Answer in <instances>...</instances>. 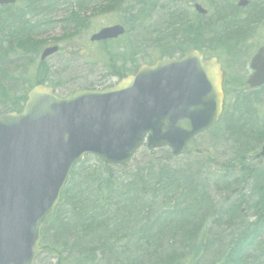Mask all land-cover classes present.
I'll use <instances>...</instances> for the list:
<instances>
[{
  "label": "trees",
  "instance_id": "trees-1",
  "mask_svg": "<svg viewBox=\"0 0 264 264\" xmlns=\"http://www.w3.org/2000/svg\"><path fill=\"white\" fill-rule=\"evenodd\" d=\"M26 2L31 10H25L37 13L41 9L38 13L48 15H54L62 8L66 10L64 5L73 3L77 12L69 11L63 20L72 25L81 19L79 14L90 2L98 5L100 13H113L124 7V0ZM263 5L261 2L257 6V17L262 19L246 27H242L245 22H239L237 9L232 4L225 13L216 14L220 18L216 22L220 29L211 41L223 42L216 44L217 47H239L248 28L250 34L254 24L264 23ZM11 10L12 7H6L0 12ZM174 16L167 17V20L175 19ZM15 20L13 15L0 17L3 23H0V33L13 29L9 31L7 42L24 47L22 44L26 39H20V36L23 33L29 35L38 27L28 26L27 20L16 28L9 26V22L13 24ZM190 21L180 25V37L185 39L192 35V38L203 40L201 31L206 28L200 27L202 23L191 25L193 22ZM17 33L20 36L14 38ZM179 35L177 32L176 36ZM0 66L7 67L2 60ZM106 71L109 76L120 77L122 73L119 69ZM35 83L43 84L37 80ZM263 93L264 87L255 91L233 90L227 98L223 130L212 135L213 149L224 150L222 155L225 159L217 169L208 170L205 166L208 161L196 158L198 165L190 164L174 170L158 164L154 156L157 152L142 151L136 170L129 173L124 182H119L111 166L95 159L97 166L90 168V158H85L71 171L58 206L41 231L43 252L35 264L46 261V264H183L188 257L194 259V264L202 261L203 264H264V223L257 220L247 224L242 219L239 224L230 225L238 207L249 202H234L244 192L255 204L254 208L263 210L264 162L246 163V157L255 153L256 146L264 138V112L259 105ZM24 101L25 93L15 100L12 87L3 86L0 82L1 112L18 111ZM207 184L213 186L218 196L216 199L207 193ZM240 185L244 191L225 203L222 195ZM154 196L170 205L159 210L154 205L157 200ZM224 217L228 219L227 223L219 222ZM212 221H217V225H203ZM221 225L234 230L225 237L223 232L218 233ZM203 237L207 243L201 246L199 239Z\"/></svg>",
  "mask_w": 264,
  "mask_h": 264
},
{
  "label": "water",
  "instance_id": "water-1",
  "mask_svg": "<svg viewBox=\"0 0 264 264\" xmlns=\"http://www.w3.org/2000/svg\"><path fill=\"white\" fill-rule=\"evenodd\" d=\"M14 0H0V6ZM247 0L237 7L245 8ZM198 14L206 13L195 5ZM119 27L92 40L115 38ZM56 48L43 51L47 58ZM250 89L264 84V48L253 59ZM215 61L197 54L142 66L104 91H80L59 99L38 86L20 114L0 115V264H34L40 231L53 214L72 166L84 154L126 166L143 144L189 152L192 138L217 122L223 104ZM259 156H264V146Z\"/></svg>",
  "mask_w": 264,
  "mask_h": 264
},
{
  "label": "rangeland",
  "instance_id": "rangeland-1",
  "mask_svg": "<svg viewBox=\"0 0 264 264\" xmlns=\"http://www.w3.org/2000/svg\"><path fill=\"white\" fill-rule=\"evenodd\" d=\"M236 2L237 0H124V7L117 12H113V15L108 17L109 22H106L107 16H103L106 13H100L97 8L98 5L90 2L83 7L82 12L79 14L81 19L77 22V24L72 25L70 23H62L63 20L68 17L69 11L77 12V8L73 3L65 4L64 6L66 7V10L62 8V10L60 9L53 16H51L48 14L38 13L41 11V9L37 10V13L29 12L28 10H25H31L28 7L26 0H17V3L14 7H12V10L10 12L1 11L0 14L2 15H0V17H5L8 15L16 16V20L13 24L9 22V26L14 28L21 26L22 21L25 22L26 20L30 23L28 26H37L38 28H35V32L29 36V40H33V36L35 35L39 36L47 31L49 32L38 37L39 41L41 40L39 43L34 44L31 42L34 50L33 61H28L27 66L24 65L26 64V59H22V63L24 64L20 63L16 69H11L6 74L0 72V82L4 84L3 86L6 85L8 88H11L12 86V90L16 89L17 94L22 95L23 93L26 94L29 88L34 84L35 80H37L39 83L55 85V93L57 92V94L62 97L64 95H70L74 91L83 90L85 88L101 89L105 86H114L118 79L112 76H110V78H104V75H108V71L106 70L112 68L115 69V66H118L120 63H122L126 67L125 69H119L122 72L121 76L129 75L133 70V66L135 70L138 66L143 65L145 60L153 61L158 59L157 53L163 55L180 53L182 49L187 46V43L194 38H192V35H187L185 39H182L180 35L176 36V33L180 29V25L183 22L192 19L190 22L194 23L198 20H202V22H200L202 23L200 27L206 28L201 31V34L204 38L202 42L204 44L203 47L206 48L204 53L208 57H216L217 59L219 57V59L222 61L223 71L225 72V82L226 85L229 84L227 88L236 87L240 90H243L244 82L249 75V69H241V67L248 65L249 60L256 53L259 47H264V26L262 24H256L257 27L251 28L252 31L248 37L241 41L239 47H243L245 50L240 51L239 60L236 62V68L232 66V69H227V58L229 62L232 60L230 59L229 55L225 56V54H223V56L219 51L231 49V46L219 45L217 47L219 43L223 42L217 39L211 41L215 32L220 29V26L216 25V22L220 20L219 16L216 14L225 13L231 4L235 6ZM261 2H264V0H250V5L246 9H238V11H236L238 13L236 15L238 19H240L239 22H245L244 26L242 27L248 26L257 19V13L259 12L257 6H259V3ZM194 4H198L204 10H206L207 17L200 18L197 16L192 9ZM262 7L264 8V5ZM153 8H155L154 11H152ZM164 13H166L165 16ZM173 15H175V19L169 18L167 20V17ZM148 16L150 17L151 21L153 18L157 20L152 22H156V25L152 29L148 30V32L153 33L154 36L151 38L148 37V39L144 41L141 40L139 32L133 31V26L139 20L146 23L147 26L152 25V23L148 20L144 21ZM126 21H130L129 26H133L130 32H126L127 36L123 37L122 39H119L113 43H96L94 45L88 43V38L90 35L95 33L96 30L101 26L105 27L107 25L123 23ZM133 22L135 23L133 24ZM226 22L227 19H225L224 23ZM0 23L2 22L0 21ZM168 27L171 28V32L165 30ZM230 28L232 29V27ZM206 30L209 31L205 32ZM9 31H13V29L8 28L4 30L3 33H0V45L2 44V40L5 38H8L7 41H9ZM19 36L20 33L14 34V38ZM23 36H25L24 33L20 36V39H22ZM15 42H17V40H15ZM51 46L57 47L59 53L56 57L47 60L52 69H47L46 74L43 73L45 69H36V66L38 65L39 56L43 49L49 48ZM2 50L5 49L1 47L0 51ZM77 50L79 51L80 55L76 54ZM134 50H138L136 55L139 54V50H141L143 53H146L147 55L145 58L143 56H135L134 58L129 59L130 53ZM164 51H168L169 53H163ZM5 54V51H2V56H0V59L3 63L9 66L7 63H12L13 59H10V62L8 60L5 61L4 59L13 56L8 55V53L5 56ZM79 62H82V64ZM61 65H66L67 69H63ZM28 67H31V69H27ZM41 79L42 81H40ZM102 81L103 83H101ZM260 106L264 112V93L260 102ZM210 141L211 138L209 133H203L202 135L197 136L191 144V153L195 151L200 153V155L203 156L202 160L211 154V159H208V163L205 165L208 170L213 168L212 164L215 160L223 161L225 159V157L222 155L224 150L213 149V145H211ZM263 142L264 140L262 143ZM250 144L255 145L254 142H251ZM259 144L256 146V148L260 147L261 144ZM204 149H212L213 151L210 150V153L207 156L204 152H202ZM191 155L176 157L172 156L168 150L163 149L158 150L154 156L156 157V160H158V164L160 166H165L167 168L176 170L189 167L190 164L198 165L199 161H195L197 155ZM140 161L141 158L139 155L136 158V161L128 167L111 166L115 178L119 182H124L127 178V175L136 170V166L140 163ZM88 166L90 168L97 166L94 158L89 160ZM208 183H210V181H208ZM207 186V193L211 195V198H216L217 195L213 186L211 184H207ZM154 199L156 200L157 197L154 196ZM236 200L249 201L247 204V210L250 212L254 208L253 201L249 199L247 192H245ZM154 205L159 208V210H163L164 208L168 207L170 203L168 201L163 202V200L157 199L154 201ZM227 220L228 219L224 217L221 218L219 222L227 223ZM217 223V221H212L203 225H217ZM205 227L206 226H204L202 229L203 232ZM233 230L234 228L231 230L226 228L224 225H221L218 229V233L223 232L226 237L230 235ZM199 241L201 245L202 240L199 239ZM189 258L190 257H188V259L183 262V264L188 263L190 261Z\"/></svg>",
  "mask_w": 264,
  "mask_h": 264
},
{
  "label": "bare ground",
  "instance_id": "bare-ground-1",
  "mask_svg": "<svg viewBox=\"0 0 264 264\" xmlns=\"http://www.w3.org/2000/svg\"><path fill=\"white\" fill-rule=\"evenodd\" d=\"M195 5H197V4H194L192 6V9L195 12V14H197V11L194 8ZM110 15H113L112 12H108V13H106V14L103 15V16H107L106 22H109L108 17H110ZM187 19H189V18H187ZM261 19L262 18L257 17L256 20H261ZM147 20L152 23L153 21H156L157 19H154L153 18L152 21H151L150 17L148 16V17H146V19L144 21H147ZM190 20H192V19H190ZM130 21H126V22H123V23L111 24V25H107L105 27H102L101 26L100 27L101 29L100 28L97 29L95 33H93L92 35H90V37L88 38V43L91 44V45H94L96 43H113V42H115V41H117L119 39H122L123 37L127 36L126 35V32H128V31L130 32L131 29H132V26L133 25L132 26H129V22ZM200 22H202V20H198L195 23L193 22V24H191V25H195L196 23H200ZM134 23L135 22H133V24ZM62 24H65V22H63ZM256 24H262L264 26V23L261 22V21L259 23L257 22ZM256 24H254V26L252 28L257 27ZM155 25H156V22L155 23H152V25H150V26H147L146 23H144L143 21H140L139 20L133 26L134 27L133 28V31L139 32V36H140L141 40H144L145 41V40L148 39V37L151 38V37L154 36V34L151 33V32H148V30L152 29ZM113 27H119V28H121L123 30V33L121 35L115 37V38H107L105 40H98V41L92 40V38L95 37V36H97L102 30L110 29V28H113ZM168 28L165 29V30L171 31V30H168ZM208 31L209 30H206L205 32H208ZM34 32L35 31H32L29 35L23 36V38L28 39V40H25L26 43L22 44L24 47H21L20 45H17L16 43H8V42H6L8 38H5L4 40H2V44L0 45V48L3 47L5 49V53L6 54L8 53V55H12L13 56V57H10V58L7 57L6 59H4L5 61L8 60L9 62H10V59H13V62L12 63H7L9 65V68L10 69H16V67H18V65H20V63L21 64H24V63H22V59H26L25 60L26 61V64H24V65H27L28 66V61H30V62L33 61V57H34V50H33V47L31 45V42L34 43V44L35 43H39L41 40L39 41L38 37H40L41 35L46 34L49 31H47L44 34H41L39 36L38 35H35V36H33V40H29V36H31V34L34 33ZM177 32H178V35H179L180 29ZM183 33H184V31L181 33V35ZM248 34H249V31H246L244 38ZM34 37H37V38H34ZM202 42H203V40H201V38H194V39L190 40L187 43V46H185L182 49V51L180 53H178V54H173L172 53L170 55L169 54L163 55V54L157 53V56H158L157 58L158 59H155L153 61L145 60L143 62V66L153 67L157 62H160V61H171V60L180 61L181 59L189 56L190 54H197V55H199L201 57V59H202L203 62L215 61V64L219 67V69H223V64H222V61L219 59V57L217 59L216 57H208L207 55H205L204 50H206V48L203 47L204 44ZM174 47H175V45H174ZM262 48H264V47H262ZM244 50H245V48H243V47L231 48V49H227V50H223V51L219 50L222 55L223 54H225V56L229 55L230 56V59L232 60V61L229 62L228 61V58H227V61L229 62L228 63L226 61V68L227 69H232V66L234 68H236V66H237V63L236 62H237V60H239L240 51H244ZM136 52H138V50L132 51L130 53V55H129V59H132L135 56L136 57L137 56H143L145 58L146 55H147L146 53H143L141 50H139V54L138 55H136ZM163 53H169V52L168 51H164ZM6 54H5V56H6ZM76 54L80 55L78 50H77ZM253 57H254V55L249 60L248 65L247 66H244V67H241V69H254V68H252V66L254 67V64H253V61H252ZM47 60L48 59H46V58H43L42 59L41 56H39L38 69H52ZM125 60H127V59H125ZM13 63H18V64H13ZM79 63L82 64V62H79ZM238 66H239V63H238ZM61 67L63 69H67V66L66 65H61ZM125 67L126 66H124L122 63H120L118 66H115V69H125ZM27 69H31V67H28ZM132 69H134V66H133ZM101 83H103V81ZM13 96H14V99L15 100L18 98V94H16V93H14ZM46 262L48 263V261H46ZM46 262H44V264H46Z\"/></svg>",
  "mask_w": 264,
  "mask_h": 264
},
{
  "label": "flooded vegetation",
  "instance_id": "flooded-vegetation-1",
  "mask_svg": "<svg viewBox=\"0 0 264 264\" xmlns=\"http://www.w3.org/2000/svg\"><path fill=\"white\" fill-rule=\"evenodd\" d=\"M221 70H222V88H223V92H224V93H227V92L229 91V88H227V86H229V84L226 85V82H225V72L223 71V69H221ZM247 77H248V76H247ZM246 80H247V78H246ZM246 80H245L244 84L246 83ZM256 216H257V218H258L259 220L263 221L264 215H261V214L258 212Z\"/></svg>",
  "mask_w": 264,
  "mask_h": 264
}]
</instances>
